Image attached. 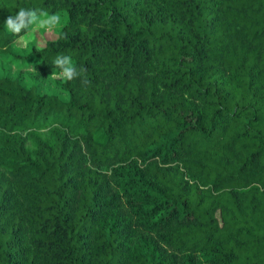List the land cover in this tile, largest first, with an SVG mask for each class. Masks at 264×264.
Listing matches in <instances>:
<instances>
[{
    "label": "trees",
    "instance_id": "obj_1",
    "mask_svg": "<svg viewBox=\"0 0 264 264\" xmlns=\"http://www.w3.org/2000/svg\"><path fill=\"white\" fill-rule=\"evenodd\" d=\"M20 8L89 83L0 76V264H264V0H0V56Z\"/></svg>",
    "mask_w": 264,
    "mask_h": 264
},
{
    "label": "rangeland",
    "instance_id": "obj_2",
    "mask_svg": "<svg viewBox=\"0 0 264 264\" xmlns=\"http://www.w3.org/2000/svg\"><path fill=\"white\" fill-rule=\"evenodd\" d=\"M58 29L46 32L44 29L39 31L29 30L26 34L18 38L14 43V55L0 56V76H10L19 78L27 86L35 85L39 92L60 93L59 82L52 75L42 76L37 74L31 64H23V59L28 57L32 47L42 48L48 40L55 39ZM31 63V61H30Z\"/></svg>",
    "mask_w": 264,
    "mask_h": 264
},
{
    "label": "clouds",
    "instance_id": "obj_3",
    "mask_svg": "<svg viewBox=\"0 0 264 264\" xmlns=\"http://www.w3.org/2000/svg\"><path fill=\"white\" fill-rule=\"evenodd\" d=\"M4 24L6 30L14 37L20 38L29 30L39 31L44 29L46 32H52L63 26L62 17L59 13L49 14L43 10L20 8L15 15H9ZM52 64L58 71H52L54 79L67 82L80 79L82 84H88L86 69L77 68L73 63L72 57L68 55H57Z\"/></svg>",
    "mask_w": 264,
    "mask_h": 264
}]
</instances>
